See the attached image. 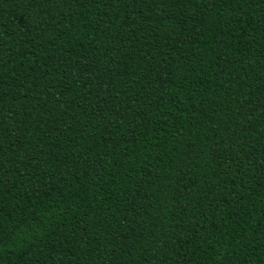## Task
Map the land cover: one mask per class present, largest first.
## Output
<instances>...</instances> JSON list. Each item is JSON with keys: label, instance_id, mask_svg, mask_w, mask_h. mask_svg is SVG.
<instances>
[{"label": "trees", "instance_id": "16d2710c", "mask_svg": "<svg viewBox=\"0 0 264 264\" xmlns=\"http://www.w3.org/2000/svg\"><path fill=\"white\" fill-rule=\"evenodd\" d=\"M0 264H264V0H0Z\"/></svg>", "mask_w": 264, "mask_h": 264}]
</instances>
